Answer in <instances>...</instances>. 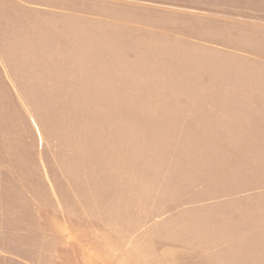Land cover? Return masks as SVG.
<instances>
[{
    "label": "rangeland",
    "instance_id": "rangeland-1",
    "mask_svg": "<svg viewBox=\"0 0 264 264\" xmlns=\"http://www.w3.org/2000/svg\"><path fill=\"white\" fill-rule=\"evenodd\" d=\"M225 259L264 264V0H0V264Z\"/></svg>",
    "mask_w": 264,
    "mask_h": 264
},
{
    "label": "crops",
    "instance_id": "crops-1",
    "mask_svg": "<svg viewBox=\"0 0 264 264\" xmlns=\"http://www.w3.org/2000/svg\"><path fill=\"white\" fill-rule=\"evenodd\" d=\"M222 248H226V246H223ZM223 264H232V261H231V259L230 260H227V259H225L224 261H223Z\"/></svg>",
    "mask_w": 264,
    "mask_h": 264
}]
</instances>
